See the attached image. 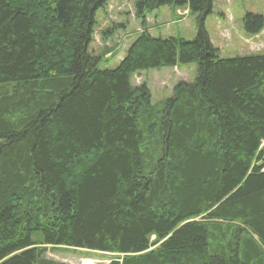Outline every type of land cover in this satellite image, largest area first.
Instances as JSON below:
<instances>
[{
  "label": "trees",
  "instance_id": "obj_1",
  "mask_svg": "<svg viewBox=\"0 0 264 264\" xmlns=\"http://www.w3.org/2000/svg\"><path fill=\"white\" fill-rule=\"evenodd\" d=\"M107 3L0 0V264H58L44 255L60 248L264 264V54L220 58L214 0H135L144 29L153 11L187 8L195 39L143 30L101 69L90 46ZM263 30L246 15L248 35ZM190 64L196 79L158 106L132 85Z\"/></svg>",
  "mask_w": 264,
  "mask_h": 264
},
{
  "label": "rangeland",
  "instance_id": "obj_2",
  "mask_svg": "<svg viewBox=\"0 0 264 264\" xmlns=\"http://www.w3.org/2000/svg\"><path fill=\"white\" fill-rule=\"evenodd\" d=\"M134 1L108 0L105 10L97 12L90 53L100 59L101 69L118 66L143 30L156 37H175L186 41L195 39L197 23L187 8L184 11L187 16L177 9L169 10L167 7L153 11L149 13L148 26L144 29L134 17ZM247 14L264 18V0H214L213 14L206 21V29L212 44L219 50L220 58L264 54V30L257 36H250L244 31V18ZM197 69L196 64H190L174 69L149 70L133 75L131 81L134 87L146 84L152 92L151 105L158 106L172 98L176 85L181 82L192 83L197 77ZM114 257L66 248L47 250L44 255L45 259L58 264H109Z\"/></svg>",
  "mask_w": 264,
  "mask_h": 264
},
{
  "label": "crops",
  "instance_id": "obj_3",
  "mask_svg": "<svg viewBox=\"0 0 264 264\" xmlns=\"http://www.w3.org/2000/svg\"><path fill=\"white\" fill-rule=\"evenodd\" d=\"M169 10H172V9L169 8ZM150 17H151V16H150Z\"/></svg>",
  "mask_w": 264,
  "mask_h": 264
}]
</instances>
